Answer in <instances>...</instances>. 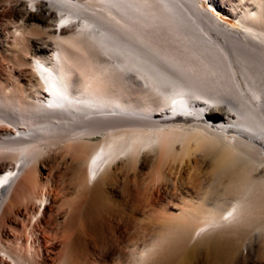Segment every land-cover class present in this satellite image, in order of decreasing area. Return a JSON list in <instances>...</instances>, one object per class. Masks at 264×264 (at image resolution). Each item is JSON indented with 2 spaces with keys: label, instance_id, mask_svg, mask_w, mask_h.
<instances>
[{
  "label": "bare ground",
  "instance_id": "obj_1",
  "mask_svg": "<svg viewBox=\"0 0 264 264\" xmlns=\"http://www.w3.org/2000/svg\"><path fill=\"white\" fill-rule=\"evenodd\" d=\"M138 163L154 172L152 189L185 196L181 207L167 199L139 264L245 220L238 207L224 221V205L206 209L204 181L184 172L216 176L229 193L264 187V0H0V264H53L58 244L59 264H74L85 191L123 183L127 206ZM125 226L103 249L123 264ZM253 257L246 248L234 264Z\"/></svg>",
  "mask_w": 264,
  "mask_h": 264
},
{
  "label": "rangeland",
  "instance_id": "obj_2",
  "mask_svg": "<svg viewBox=\"0 0 264 264\" xmlns=\"http://www.w3.org/2000/svg\"><path fill=\"white\" fill-rule=\"evenodd\" d=\"M238 1L239 0H228V3L235 4L238 3ZM219 17L228 25L238 26L237 19L235 18L226 17L224 15H219ZM100 138L101 136H95L92 141L88 140V142L86 143L87 146H90L92 142H96ZM185 168L187 169H185V174H183L185 175L186 179L193 175V177L198 179L199 182L204 181V185L200 186V193H202V195L206 196L207 198V202L205 203L206 209H212L213 207H215V205H220L221 207L224 205L221 208V215L223 217L222 220L224 221L229 216L228 213L230 212V210L234 207H238L244 212L245 220L238 224L224 223L222 224V227L208 233L203 238L196 241V243H190L187 241L185 243H182L183 245L175 243V246H173V244H171L169 246V249L163 255L161 264H196V262L200 263L202 261L204 262V264H234V258L236 257V255L244 251L246 248L251 249L252 255L254 256L252 264H264V197L262 202L261 198L263 195L261 193V195L259 194L260 197H257L258 199L254 198L256 194L258 196L257 192L260 190V192H262L263 190L262 193L264 194V187L258 188L256 187V184H253L252 187H255V189L258 191L255 193L256 190H253L252 193L249 191L251 189V186L247 191L250 184L246 181V187L244 184L243 187H241L242 190H239L240 194L229 193L227 192L225 187L221 185L216 176L213 177L210 175H206L200 171L195 173L193 169L188 168L187 166ZM154 177V172L148 170L147 166H141V164L138 163L137 168L132 171L131 174H129L128 185L130 187L132 196L129 201L130 203H128L127 206L125 198H123L125 197V187L123 183L115 184L114 182L112 184V182L105 177L104 181L109 182V187H107V189L103 187L102 183H100L99 187L95 186L90 188L89 190H92L90 191V193L88 192L89 190L85 191L88 197L85 194L84 195L88 199L84 202V205L86 203V206L85 209H83V215L80 219L81 221H78V226H80L81 228L83 227L82 225H84V227L86 226V229L84 227V229L82 228L85 231L86 240H77L71 243L70 249H68V253L70 250L68 256L74 264H123L119 259V253L117 250L113 251L108 257H105L103 249H105V247L107 246L109 247L108 243L110 244L111 241L116 240L114 236L122 233L126 228L125 225H129L127 237L132 243L130 247L132 250L130 261L126 264H139V262L146 257L147 253L145 252H150L154 245H156L155 243L159 241L158 237L161 231L158 230L159 228L157 229V224L160 225L163 220L166 221L168 219V216L165 215V211L168 207L167 203L171 198L170 195H172L173 199L175 200V202L173 201L174 204H177L180 207L182 206V204H180L181 198H185L180 190L173 189L166 191L164 188H161V192H157L156 190H154V188L152 189L151 181L154 180ZM257 179L259 180L260 178H251V180L253 181ZM101 185L102 188H100ZM101 191L103 193H101ZM87 192L89 193V195ZM247 192H249L248 196L250 195V193L253 195L252 200L254 202L252 200L250 201L251 204L250 202L242 204L238 202L237 199L239 197L247 195ZM163 193L165 195H163ZM166 193L169 194L168 198L166 196ZM233 195L236 197H233ZM156 196L158 197L156 198ZM218 199H220V202H222L220 203ZM259 199L260 202L257 201ZM154 200L157 201L155 202ZM123 201H125V203H123ZM94 211H96V215L93 214ZM134 211L136 214L134 213ZM164 216H166V219H163ZM205 221L206 220L204 217L199 218V220L195 224L194 231L197 232L196 230H200V226L204 224ZM115 224L120 226L119 229H123H120L121 231L118 232L116 229L113 230L114 227H116H113V225ZM99 226H101L103 230H106V226L110 228V230L109 228H107L108 230L105 231L104 235L106 237L103 235L105 239L101 240L102 244H99L101 242L97 241V231L101 229V227L99 228ZM97 228L99 229L97 230ZM115 231L117 234L114 233ZM111 233L114 234L111 235ZM111 237L112 239H110ZM58 240L62 241L63 238L59 236ZM155 240L156 242H154ZM73 244L75 245L73 246ZM123 246L124 244L122 243L119 247L122 248ZM60 253H62V247L58 244L53 251V264H59Z\"/></svg>",
  "mask_w": 264,
  "mask_h": 264
}]
</instances>
